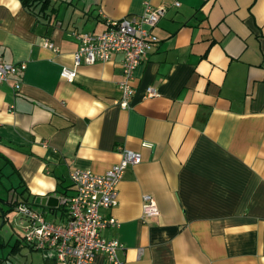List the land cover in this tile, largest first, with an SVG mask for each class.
Masks as SVG:
<instances>
[{
  "label": "crops",
  "instance_id": "1",
  "mask_svg": "<svg viewBox=\"0 0 264 264\" xmlns=\"http://www.w3.org/2000/svg\"><path fill=\"white\" fill-rule=\"evenodd\" d=\"M143 1L50 0L43 20L0 0V59L26 65L0 85V192L51 198L32 206L63 220L69 172L103 173L127 147L142 160L127 166L117 206L102 210L119 221L102 235L122 244V264H264V0H150L166 10L127 108L116 103L120 53L60 76L79 33L139 15ZM145 193L158 215L142 217ZM0 237V264L23 246L30 264L55 262L24 241L10 254L17 234ZM97 264L111 263L101 253Z\"/></svg>",
  "mask_w": 264,
  "mask_h": 264
},
{
  "label": "built area",
  "instance_id": "2",
  "mask_svg": "<svg viewBox=\"0 0 264 264\" xmlns=\"http://www.w3.org/2000/svg\"><path fill=\"white\" fill-rule=\"evenodd\" d=\"M143 3L141 14L108 19L106 28L99 34L79 33L76 36L79 47L73 54V65L63 66L60 76L72 81L80 64L105 62L112 54L120 53L122 78L117 85L121 97L116 103L122 108L129 107L134 93V72L143 62L144 54L157 42L152 27L166 10L164 6H153L150 0ZM43 45L55 49L48 38H43ZM25 67L24 62L0 59V85ZM12 87L14 90L20 89V82L14 80ZM147 94L154 95L155 92L149 87ZM120 156V160L103 173L81 168L69 172L73 193L64 201L63 220H49L32 205L18 203L15 211L20 219L23 241L33 248L51 250L54 264H97V257L101 253L111 264H122L118 254L122 244L116 238L107 239L102 235L107 227H118L119 221L112 215L104 216L102 210L117 206L119 181L127 166L139 164L142 157L139 152L127 147L120 148ZM141 199L143 218L159 214L151 194L145 193Z\"/></svg>",
  "mask_w": 264,
  "mask_h": 264
},
{
  "label": "trees",
  "instance_id": "3",
  "mask_svg": "<svg viewBox=\"0 0 264 264\" xmlns=\"http://www.w3.org/2000/svg\"><path fill=\"white\" fill-rule=\"evenodd\" d=\"M21 4L25 9H27L29 12L34 14L39 19H46V9L49 6L50 0H20ZM11 189V188H10ZM9 189V190H10ZM13 189V188H12ZM8 191L7 197L2 198L0 197V212H3L4 214V224L8 221L7 213L15 210V206L20 203H28L29 205H38L34 202V198H31L32 200H28V195H24L25 190L16 191L15 189ZM29 201V202H28ZM4 203L6 205V208H3L1 204ZM1 216V213H0ZM3 224V225H4ZM18 238L14 241L13 244H11L9 248V253H14L15 249H19L23 243V238L19 234H17ZM9 238H1L0 237V248L3 249L6 246H8ZM28 245V244H27Z\"/></svg>",
  "mask_w": 264,
  "mask_h": 264
},
{
  "label": "rangeland",
  "instance_id": "4",
  "mask_svg": "<svg viewBox=\"0 0 264 264\" xmlns=\"http://www.w3.org/2000/svg\"><path fill=\"white\" fill-rule=\"evenodd\" d=\"M0 194H1L0 197L2 198L7 197L5 191H1ZM1 206L3 208H6V205L4 203H2ZM37 207L41 209V207L39 206ZM7 216H8V221L5 222V224L0 228V235L8 237L9 235H11L12 232H14V235L19 234L21 236L22 231L20 228L21 224L18 213L15 210H12L7 213ZM47 219H52V217L47 215ZM0 222H1V216H0ZM27 249H28L27 247L23 246L20 253L9 256L8 264H30L31 261L30 253L33 251H28ZM2 254H4V256L8 255L6 248L5 249L0 248L1 257Z\"/></svg>",
  "mask_w": 264,
  "mask_h": 264
},
{
  "label": "water",
  "instance_id": "5",
  "mask_svg": "<svg viewBox=\"0 0 264 264\" xmlns=\"http://www.w3.org/2000/svg\"><path fill=\"white\" fill-rule=\"evenodd\" d=\"M50 202H51V198L48 197H36L35 199V203L36 204H41V205H46V206H50ZM1 213V222H0V228L3 226L4 224V214L3 212Z\"/></svg>",
  "mask_w": 264,
  "mask_h": 264
}]
</instances>
